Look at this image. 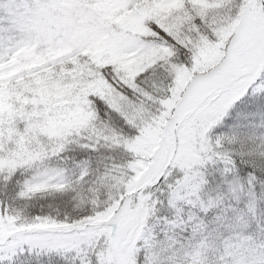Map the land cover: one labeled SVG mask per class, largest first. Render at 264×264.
I'll return each instance as SVG.
<instances>
[{"label":"snow or ice","instance_id":"snow-or-ice-1","mask_svg":"<svg viewBox=\"0 0 264 264\" xmlns=\"http://www.w3.org/2000/svg\"><path fill=\"white\" fill-rule=\"evenodd\" d=\"M0 264H264V0H0Z\"/></svg>","mask_w":264,"mask_h":264}]
</instances>
